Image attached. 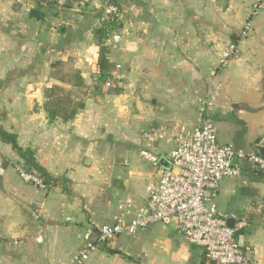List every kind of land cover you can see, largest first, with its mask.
I'll return each mask as SVG.
<instances>
[{"label":"crops","instance_id":"1","mask_svg":"<svg viewBox=\"0 0 264 264\" xmlns=\"http://www.w3.org/2000/svg\"><path fill=\"white\" fill-rule=\"evenodd\" d=\"M112 1L122 40L107 58L121 66V93L96 81L95 4L0 0V127L58 180L44 190L23 182L15 170L23 161L0 141V264H73L89 227L146 203L157 177L139 153L166 158L178 125L196 127L208 114L218 144L244 150L264 136V6L241 38L250 0ZM229 43L237 53L218 70ZM65 88L82 93V108L71 102L74 116L50 123ZM237 163L239 176L220 182L217 212L246 223L235 239L264 264V173ZM83 264L216 263L173 226L153 224L98 245Z\"/></svg>","mask_w":264,"mask_h":264},{"label":"built area","instance_id":"2","mask_svg":"<svg viewBox=\"0 0 264 264\" xmlns=\"http://www.w3.org/2000/svg\"><path fill=\"white\" fill-rule=\"evenodd\" d=\"M64 6L68 0H54ZM78 3L91 2L97 9V27L106 32L104 45L118 48L122 36L114 28L119 15V7L111 0H74ZM264 6V0H250L248 18L240 31V37H247L250 22ZM237 53L235 43H229L219 55L218 70L228 66ZM97 81V79H96ZM105 90L124 92L127 88L121 66L115 65L101 82ZM172 134L173 148L166 159L170 169L158 164L159 156L143 150L140 157L147 161L156 172L157 181L145 188L146 203L130 215V204L120 207L122 214L109 225L89 227L83 236L84 246L73 256V264H83L96 251L97 246L107 244L122 234L135 236L153 224L173 226L184 240L203 250L208 260L218 264H255L242 250L235 239V233L245 227L244 221H237L233 230L225 226V218L217 212L216 199L223 179L239 176V161L248 163L255 171L264 173V136L253 146L244 150L233 145L218 144L216 129L208 114L196 127L178 125ZM19 178L38 189L45 185L36 173H29L21 167L15 168ZM0 172H3L0 170ZM126 216H130L126 219ZM41 243L42 238L38 237Z\"/></svg>","mask_w":264,"mask_h":264},{"label":"trees","instance_id":"3","mask_svg":"<svg viewBox=\"0 0 264 264\" xmlns=\"http://www.w3.org/2000/svg\"><path fill=\"white\" fill-rule=\"evenodd\" d=\"M42 1H48V0H42ZM112 3L116 4L114 1L111 0ZM51 3H55L54 0H51ZM72 3H75L74 0H68L65 5H70ZM64 5V6H65ZM117 5V4H116ZM118 6V5H117ZM117 23L114 25V28L117 29ZM94 36L96 40H100L99 42V51H98V58L96 62V68H97V80L98 83L101 84V82L105 79L106 76H108L110 70L112 69V66L107 58V55L109 53V48H107L104 45V41L107 37L105 30L103 28L96 27V29L93 31ZM80 80H76V84L79 85ZM54 102L48 108V119L51 123L54 121L56 117H61V119L65 122L69 119H71L75 114L74 107L68 108V106L64 105L62 101L55 99ZM82 104L77 105L76 109H81ZM0 141L2 143H5L15 151V153L19 156V158L23 161V170L29 173H36L39 175V177L42 179L45 188H48L50 186H53L55 183H57L58 180L53 179L49 174H47L43 168H41L34 158V153L29 149H22L18 146L16 141V136L14 134H11L5 130H3L0 127ZM105 245V244H101ZM110 253H116L115 251H109Z\"/></svg>","mask_w":264,"mask_h":264},{"label":"water","instance_id":"4","mask_svg":"<svg viewBox=\"0 0 264 264\" xmlns=\"http://www.w3.org/2000/svg\"><path fill=\"white\" fill-rule=\"evenodd\" d=\"M30 17L34 18V19H43V14L37 10H32L31 13H30ZM100 41V40H99ZM261 154L264 156V150H262ZM158 164L165 168V169H170V163L168 162V160L164 157H161L159 158L158 160ZM113 186L115 188H118V189H121L123 188L122 184H121V181L120 180H113L112 182ZM238 219L235 218V217H231V216H228L225 218V226L228 228V229H231L233 230L236 223H237ZM214 263L218 264L216 261L212 260Z\"/></svg>","mask_w":264,"mask_h":264},{"label":"rangeland","instance_id":"5","mask_svg":"<svg viewBox=\"0 0 264 264\" xmlns=\"http://www.w3.org/2000/svg\"><path fill=\"white\" fill-rule=\"evenodd\" d=\"M71 71H69V77L72 76L70 74ZM66 82H68L69 78L64 79ZM108 91V90H107ZM110 91V90H109ZM82 93H80L79 91H72L69 88H65L62 91H57L56 92V98L61 100L63 102L64 105L68 106V108H72L74 105L79 104V100L83 99V97L81 96ZM88 97L90 96L89 93H87ZM74 105H71L72 103ZM144 162L146 163L147 161L144 160ZM146 164H149L148 162ZM150 165V164H149ZM151 166V165H150Z\"/></svg>","mask_w":264,"mask_h":264}]
</instances>
